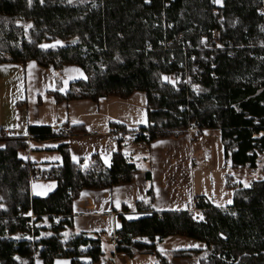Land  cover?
<instances>
[{
    "label": "trees",
    "instance_id": "trees-1",
    "mask_svg": "<svg viewBox=\"0 0 264 264\" xmlns=\"http://www.w3.org/2000/svg\"><path fill=\"white\" fill-rule=\"evenodd\" d=\"M261 8L264 0H224L222 5L213 0H0V64L33 59L57 69L83 67L86 79L73 83L67 95L55 91L62 101L97 102L102 96L124 98L144 91L150 121L136 132L137 142L150 145L156 138L189 133L197 121L196 134L207 128L222 131L234 167L255 168L264 153ZM234 18L238 23L231 26L223 20ZM217 28L223 44L205 48L202 58V42L211 40ZM181 71L206 91L175 89L162 81L164 74ZM53 129L30 125L28 136L0 135V264H34L36 256L44 264L61 257L72 264H97L104 255L101 236L69 232L74 201L86 188H110L137 177L138 167L123 148L113 152L110 164L98 155L77 163L64 143L59 146L64 160L57 165L41 168L19 156L30 138L68 137ZM36 171L57 182L53 193L33 195L30 175ZM236 187L235 201L224 207L199 195L194 206L202 209L201 219L189 209L155 210L142 202L139 209L151 215L130 219L120 214L116 251L129 257L147 253L156 264H170L172 257L160 245L173 236L188 237L206 245L208 257L200 264H264V179ZM149 196L153 199V189ZM32 221L33 229L26 230ZM201 251L173 255L193 257Z\"/></svg>",
    "mask_w": 264,
    "mask_h": 264
},
{
    "label": "crops",
    "instance_id": "crops-1",
    "mask_svg": "<svg viewBox=\"0 0 264 264\" xmlns=\"http://www.w3.org/2000/svg\"><path fill=\"white\" fill-rule=\"evenodd\" d=\"M86 78L84 68L74 64L63 69L47 67L33 59L25 64H0V135L16 130L18 135L28 136L30 125L71 126L73 131L67 138L43 142L30 138L28 147L20 150L19 156L24 161L41 168L63 162V151L59 148L63 143L69 146L77 163H87L98 155L110 164L113 152L123 148L138 167L137 177L110 188L84 189L74 201L75 220L69 232L101 236L104 255L97 264H156L155 257L147 253L129 257L116 251L114 237L123 226L120 214L130 219L151 215L148 209H139L142 202L151 204L155 210L192 211L199 195L217 207L231 205L239 182L234 175L237 168L226 155L222 131L214 128L200 134L186 132L156 138L150 145L137 142L136 132L150 121L144 91L124 98L102 96L97 102L90 98L58 100L55 91L67 95L73 83ZM44 178L31 182L34 196L45 197L57 188L56 181ZM151 189L153 199L149 196ZM198 213H203L202 209L196 208V217ZM41 233L47 235L49 230ZM184 238L188 237H170L162 246L165 250H183L189 243ZM201 252L193 257H172L170 264H200L204 257ZM34 261L45 263L39 256ZM72 262L61 257L55 263Z\"/></svg>",
    "mask_w": 264,
    "mask_h": 264
},
{
    "label": "rangeland",
    "instance_id": "rangeland-1",
    "mask_svg": "<svg viewBox=\"0 0 264 264\" xmlns=\"http://www.w3.org/2000/svg\"><path fill=\"white\" fill-rule=\"evenodd\" d=\"M71 1L79 2L80 0H71ZM222 4H224V0H222V2L217 4V5H222ZM263 16H264V13H263ZM223 20L225 22H227V24L230 26L238 23V20L236 18L231 19V20H227V19H223ZM25 26H26V28L30 29V27L32 25L29 22H27V23H25ZM262 29L264 31V22L262 23ZM263 43H264V40H263ZM202 44H203V48H204V49H202V54H201L202 58H205V56H206V53H204L206 51L205 48L211 47L213 49V48L221 47V46H218V47L214 46L213 43H211V40H208V39H206V40L204 39ZM165 77H167L168 79L166 80ZM162 78H163V80H162L163 82L170 83L175 89H178L181 87H188L190 90H193L196 93H203L204 91H206L203 86H201L199 83L193 81L194 78H193V76L189 75L188 71H186V72L181 71L178 74H172V75L171 74H164V76H162ZM2 140H0V145H2V143H3ZM195 149H197V147H195ZM211 151L216 152V149L211 148ZM258 156H260V160L257 161V159H256L258 166L255 168H249V167L243 168L240 166L234 167V168H237V171L234 170V171H236L234 175L238 178V181L240 184L247 187V186H250L252 181L255 179H257V180L264 179V153L261 155H258ZM198 214L199 215L196 218L201 219L204 216L203 213H198ZM184 239H187L189 241L187 247L185 248L186 250L195 249V248L196 249L202 248L203 252H201V254L204 255L205 258L208 257V250L206 249V245L204 242L199 241V240L198 241L192 240L190 238H184ZM162 245H163V243L160 245V251L164 255H166L169 259L171 257H174L173 253H175L176 251L181 252V251L185 250V249H183V250H172V248L170 250L169 249L165 250ZM189 247H191V248H189ZM192 247H194V248H192Z\"/></svg>",
    "mask_w": 264,
    "mask_h": 264
},
{
    "label": "built area",
    "instance_id": "built-area-1",
    "mask_svg": "<svg viewBox=\"0 0 264 264\" xmlns=\"http://www.w3.org/2000/svg\"><path fill=\"white\" fill-rule=\"evenodd\" d=\"M259 13L260 14H263L264 13V9L261 8L259 10ZM212 37H211V40H212V43L214 46L218 47L220 45L223 44V37H224V34H222V30L217 28L216 30L212 31ZM165 42L163 41L162 44H164ZM185 49V48H184ZM198 129H199V125H198V122L197 121H194V123L190 126L188 132H190L191 134H194L196 132H198ZM72 132V129H71V126H61V125H56V127H54L53 129V134L55 135H63V136H68L70 135ZM6 134H8V136H15L16 133V130H7L6 131ZM30 179L31 181L30 182H33V181H43L45 178L44 176L41 174V173H37L36 172H32L31 175H30ZM199 197L196 196L195 200L198 201ZM195 201V203H196ZM194 203V204H195ZM194 216L196 217V214H195V211H196V208H194V210H192ZM32 217L34 218V215L32 214ZM34 227V223L33 221L32 222H29L27 225H26V230H31L33 229ZM120 239V235H117L115 234V237H114V240H115V243L116 241Z\"/></svg>",
    "mask_w": 264,
    "mask_h": 264
},
{
    "label": "snow or ice",
    "instance_id": "snow-or-ice-1",
    "mask_svg": "<svg viewBox=\"0 0 264 264\" xmlns=\"http://www.w3.org/2000/svg\"><path fill=\"white\" fill-rule=\"evenodd\" d=\"M213 2L214 3H217V4H219V3H221L222 2V0H213ZM165 79L167 80L168 78L167 77H165ZM174 83V82H173Z\"/></svg>",
    "mask_w": 264,
    "mask_h": 264
}]
</instances>
